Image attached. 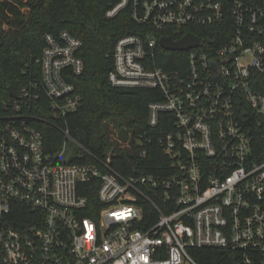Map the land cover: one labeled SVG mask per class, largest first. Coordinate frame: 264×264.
<instances>
[{
	"label": "built area",
	"instance_id": "built-area-1",
	"mask_svg": "<svg viewBox=\"0 0 264 264\" xmlns=\"http://www.w3.org/2000/svg\"><path fill=\"white\" fill-rule=\"evenodd\" d=\"M258 1L117 0L106 10L114 18L129 8L135 22L151 28L116 41L108 79L161 93L148 106L163 154L158 173L122 172L112 151L93 150L57 119L83 106L70 81L84 71L83 42L67 29L45 35L40 81L10 96L1 117L0 264H203L199 257L210 250L264 264ZM188 33L200 44L166 59L179 68L158 66L160 39ZM39 101L51 116L30 113ZM39 122L61 134L56 152L47 149ZM141 141L144 157L152 138Z\"/></svg>",
	"mask_w": 264,
	"mask_h": 264
},
{
	"label": "trees",
	"instance_id": "trees-1",
	"mask_svg": "<svg viewBox=\"0 0 264 264\" xmlns=\"http://www.w3.org/2000/svg\"><path fill=\"white\" fill-rule=\"evenodd\" d=\"M116 1L0 0V128L10 99L9 88L19 93L30 81H40L41 70L36 60L45 47V35L67 29L83 42L80 55L85 68L82 74L72 75L70 81L83 96L84 103L79 111L57 119L93 150L112 151L115 165L122 172L158 173L164 164L163 154L156 140L158 129L149 126L148 106L161 99V93L156 88L114 86L108 79L116 41L129 34L143 35L151 28L135 22L129 8L114 18L106 17V10ZM249 1L254 5L259 3ZM166 34V31L159 32V35ZM254 40L264 42V35ZM159 49L157 65L178 69V66H168L166 59L176 60L180 52L161 46ZM40 104L41 101L33 102L30 113L51 116L49 106L39 108ZM37 125L43 131L47 149L56 152L62 142L61 134L48 123ZM146 134L152 141L147 142L148 152L141 157L137 140L144 142ZM236 256L235 252L210 250L207 257L200 256L199 260L203 264H240Z\"/></svg>",
	"mask_w": 264,
	"mask_h": 264
},
{
	"label": "water",
	"instance_id": "water-1",
	"mask_svg": "<svg viewBox=\"0 0 264 264\" xmlns=\"http://www.w3.org/2000/svg\"><path fill=\"white\" fill-rule=\"evenodd\" d=\"M200 38L193 33H188L182 39L175 41L171 37H162L160 44L168 50L180 51L188 50L192 47H196L200 44ZM10 96L18 98L19 95L12 88H9Z\"/></svg>",
	"mask_w": 264,
	"mask_h": 264
},
{
	"label": "rangeland",
	"instance_id": "rangeland-1",
	"mask_svg": "<svg viewBox=\"0 0 264 264\" xmlns=\"http://www.w3.org/2000/svg\"><path fill=\"white\" fill-rule=\"evenodd\" d=\"M141 142H142L141 139H138V140H137V145H140ZM128 147H130L129 144H128Z\"/></svg>",
	"mask_w": 264,
	"mask_h": 264
}]
</instances>
